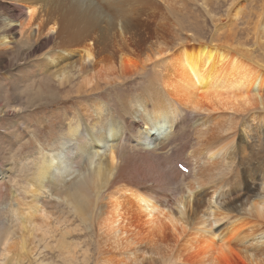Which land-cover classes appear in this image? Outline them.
<instances>
[{
    "label": "bare ground",
    "instance_id": "6f19581e",
    "mask_svg": "<svg viewBox=\"0 0 264 264\" xmlns=\"http://www.w3.org/2000/svg\"><path fill=\"white\" fill-rule=\"evenodd\" d=\"M12 1L0 0V64H20V56L47 63L58 50L57 64L45 74L68 85L78 73L76 95L147 77L138 94L117 98L116 115L103 100L83 104L56 140L67 139L70 149L57 147L51 155L39 149L28 181L30 204L12 213L26 234L51 237L56 231L46 211V199L55 196L98 236L102 264H264V157L255 193L246 201L234 198L237 183L227 180L238 149L249 160L255 157L245 154L249 143L264 145V65L242 45L193 38L174 49L162 46V30L140 67L130 58L145 54L147 41L122 36L105 22H122L128 32L135 0ZM143 2L157 9L156 2ZM254 32L264 35V14ZM33 106L0 102L6 114ZM181 161L187 174L175 168ZM76 174L79 179L60 186ZM204 190L211 191L207 204L200 198ZM9 236L1 228L0 264H21L22 256L11 253L24 250L27 238L10 245ZM58 245L62 251L71 246L64 240Z\"/></svg>",
    "mask_w": 264,
    "mask_h": 264
},
{
    "label": "rangeland",
    "instance_id": "374dc122",
    "mask_svg": "<svg viewBox=\"0 0 264 264\" xmlns=\"http://www.w3.org/2000/svg\"><path fill=\"white\" fill-rule=\"evenodd\" d=\"M151 1L156 2L157 9L148 8L143 0L134 1L131 13L132 28L128 32L121 28L122 22L105 20L106 24L116 25L120 35L147 41L145 54L136 52L140 55L135 53L130 58V61L138 66L142 67L145 63V55L155 50L154 44H158L156 41L160 38L157 33L162 30L164 34H167L161 37L162 46L168 45L174 49L184 42H191L193 38L196 42L213 41L218 44L242 45L250 51L255 61L264 65V35L259 39V36L253 34L259 15L264 14V0ZM12 4V0H5V5ZM14 25L19 27L18 24ZM16 34L21 36L19 29ZM190 36L192 37L189 39ZM16 39L20 40L19 37ZM57 54H60L58 50H54L53 54L48 56L47 63H44L40 57L25 61L24 57L20 56L18 58L20 64L15 63L11 66L0 64L1 103L25 106L28 102H32L33 107L41 104L14 114H6V110L1 112L2 108H0V230L3 228L4 231H8L10 245L17 242L23 244L24 239L27 238L24 250L18 246L17 250L11 253L16 258L22 256L21 264H102L98 259L99 248L95 245L98 236L94 235V232L83 224L81 218L74 214L69 202H63L55 196L49 200L46 199V211L51 212L49 215L52 217V224L57 228L54 233H50L51 237L46 234L42 237L41 234L36 233L31 238L30 234H26L22 229L23 224L16 222L12 213L18 211L17 213L20 214L21 210L30 204L31 196L28 192L31 186L28 181L34 177L32 164L38 157L39 149L51 155V150L57 147L60 149L72 147L73 144H68L67 139L62 140L59 145L56 144V140L64 136L60 129L64 127L66 121L77 117L82 112L83 104L91 106L96 99L105 101L103 103L106 106L111 105L114 108L112 115H116L117 100H124L126 94L133 96L138 94L139 87L145 83L147 77L142 78L141 75H137L132 80L112 85L102 83V89L97 94L76 95L72 89L76 88L81 80L78 73H72L73 79L68 85L60 82L53 75L45 74L47 67L57 64ZM65 63L70 66L73 62L66 59ZM148 70L150 71V68ZM148 70L145 75H149ZM51 95L56 97L48 98ZM41 98H44L43 103H40ZM83 124L82 122L80 127ZM110 137L112 135H109L108 140ZM252 152L255 157H250L248 160L241 149H238L234 156L236 164L233 169H229L231 173L227 178L228 182L237 183V186L232 189L236 200L246 201L252 197L259 183L260 169L258 168L264 157V145H254L250 142L245 154L249 155ZM63 154L73 157L76 153ZM178 156L170 158L171 161L179 158ZM22 164L29 169H21ZM74 171L76 169L72 168L71 172ZM73 178L79 179L77 174L72 178L67 177L65 181L62 180L60 186ZM210 193L211 191L205 190L201 192L200 198L206 201L204 204H207ZM240 206L241 204L237 205V207ZM62 240L71 244L63 251L58 245ZM69 248L73 250L69 252ZM13 256L10 255V258Z\"/></svg>",
    "mask_w": 264,
    "mask_h": 264
},
{
    "label": "clouds",
    "instance_id": "9594fccd",
    "mask_svg": "<svg viewBox=\"0 0 264 264\" xmlns=\"http://www.w3.org/2000/svg\"><path fill=\"white\" fill-rule=\"evenodd\" d=\"M176 163H177V162H176ZM181 163H182V164H184V162H183V161H181ZM175 168H176L177 170H179V169H178V165H177V164H175Z\"/></svg>",
    "mask_w": 264,
    "mask_h": 264
}]
</instances>
